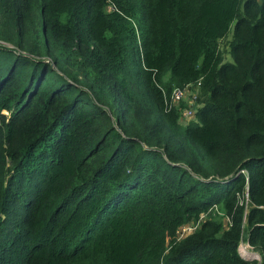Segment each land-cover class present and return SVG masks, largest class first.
<instances>
[{"label":"trees","instance_id":"16d2710c","mask_svg":"<svg viewBox=\"0 0 264 264\" xmlns=\"http://www.w3.org/2000/svg\"><path fill=\"white\" fill-rule=\"evenodd\" d=\"M263 207L264 0H0V264H264Z\"/></svg>","mask_w":264,"mask_h":264},{"label":"built area","instance_id":"2783aa9c","mask_svg":"<svg viewBox=\"0 0 264 264\" xmlns=\"http://www.w3.org/2000/svg\"><path fill=\"white\" fill-rule=\"evenodd\" d=\"M196 92H197V90L194 89V91H192V88L190 86H186L185 88H176L173 92L171 101L174 105H177L182 100L183 101L186 100V98L189 96V104L187 107L188 109L186 110L185 113L184 112L182 113V117L184 118V120L190 118L195 113V110L199 106V104L197 103V93ZM241 173H243L246 176L248 175V171L246 169L241 170ZM246 198L249 199L248 190L246 191ZM188 225H192V230L190 232L182 234L181 233L182 229ZM196 228H197V224H195V223L186 224V225L182 226L180 231H179L180 238H182V237L188 235L189 233L193 232ZM247 247L250 248V246H248V245L240 248V252L242 253L243 256L245 254Z\"/></svg>","mask_w":264,"mask_h":264},{"label":"rangeland","instance_id":"374dc122","mask_svg":"<svg viewBox=\"0 0 264 264\" xmlns=\"http://www.w3.org/2000/svg\"><path fill=\"white\" fill-rule=\"evenodd\" d=\"M232 41H233V26H232V29L228 32L227 36L221 40V44H220V48H221V51L223 53V57H224L226 62H233L234 61L233 57H232V54H231ZM192 91H194V89H192ZM177 106H179L181 108V111H183L184 113L188 109L187 106H186V103L183 100L180 101L177 104ZM187 121H188V119H185L183 122L186 123ZM191 230H192V225H188V226H185L182 229L181 233L185 234L187 232H190ZM247 234H248L247 231H245L244 232L245 237L247 236ZM247 245L249 246V244L244 241V242H242L241 247H245ZM246 251L248 252L249 255H251V253H253V256L257 255V257H255V258L247 257L249 255H246V256L244 255V257L246 259L260 261L261 256H260L258 251H256L255 249H253L251 247L250 248L247 247Z\"/></svg>","mask_w":264,"mask_h":264},{"label":"crops","instance_id":"0c3cea01","mask_svg":"<svg viewBox=\"0 0 264 264\" xmlns=\"http://www.w3.org/2000/svg\"><path fill=\"white\" fill-rule=\"evenodd\" d=\"M187 101H189V96L186 98ZM188 104V103H187Z\"/></svg>","mask_w":264,"mask_h":264},{"label":"water","instance_id":"95a60500","mask_svg":"<svg viewBox=\"0 0 264 264\" xmlns=\"http://www.w3.org/2000/svg\"><path fill=\"white\" fill-rule=\"evenodd\" d=\"M243 256V255H242ZM244 257V256H243Z\"/></svg>","mask_w":264,"mask_h":264}]
</instances>
